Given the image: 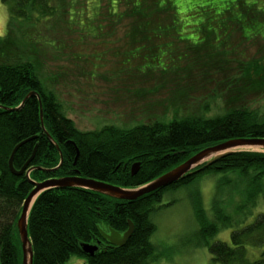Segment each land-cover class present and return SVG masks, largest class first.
Returning a JSON list of instances; mask_svg holds the SVG:
<instances>
[{
  "label": "trees",
  "instance_id": "trees-1",
  "mask_svg": "<svg viewBox=\"0 0 264 264\" xmlns=\"http://www.w3.org/2000/svg\"><path fill=\"white\" fill-rule=\"evenodd\" d=\"M1 1L9 5L10 18L6 34L0 39V264L22 263L16 221L23 201L33 188L30 180L40 182L74 174L125 188H137L176 167L204 147L233 139H264V109L248 110L245 107L228 106V111L213 117H184L178 115L182 106L180 102L176 103V116L171 120H150L128 129L113 124L94 130L78 129L74 121L64 115L53 93L43 88L33 64L30 61L19 62L18 57L11 53V46L21 42L12 33V25L18 23L16 19L24 23L30 21L32 25L46 20V16L54 13L50 0ZM152 1L151 4L156 7L155 14L147 8L144 0H139L138 4L134 0L125 1L131 3L134 11H141L143 15V20L139 21L141 24H132L131 31L125 37L127 40L122 56L128 57L130 62L133 58L127 56L128 51L138 42L148 44L146 49L140 51L146 53L142 58L147 62L149 55L153 54L155 43L161 40L168 48L163 55L167 66L157 74L162 82L170 78L168 80L174 84L181 83L182 80H177L180 76L184 80L193 78L194 81H207L210 87L221 81L233 86L235 81L250 76L248 71L251 68H255L257 75L260 74L264 64L262 51L259 56L250 59L245 55L233 59L235 68H228L238 69L239 77L224 73L228 62H231L230 57L232 54L234 56L240 45L233 44L236 29L239 28L240 37L246 43L255 36L264 39V34L260 35L258 31L254 34L249 31L252 36L245 35V26L264 22V10L257 9L255 3L225 0L229 9L223 10L218 16V23L221 20L225 22V25L219 27L212 16L216 15L215 8L222 1L210 2L206 7H209L211 16L205 19L213 22L218 32L204 31L207 37L204 49L193 50L196 47L191 45L175 46V41L181 42L176 37L177 19L179 22L182 20L177 7L165 4L166 0L164 4L161 3L163 0ZM233 4L235 7H231ZM234 8L240 11V17L230 13ZM108 12L110 16H115L112 7ZM20 28L15 30L22 34L23 29ZM217 36L219 47L212 44ZM26 41L30 43H23L29 46H41L34 39ZM220 50L225 55L224 64L209 62L200 57L206 55L213 59L219 55ZM198 51V55L190 54ZM139 53L135 54L136 57ZM144 62L137 65L141 66ZM155 73L156 70H146L143 75L138 74L148 76ZM195 84V87L191 84V92L181 89L176 92V97L178 94L179 100L191 99L194 91L205 87L204 84ZM32 91L39 93L40 100L32 95L19 107L25 96ZM207 92L210 93L209 97L222 100L231 98L222 90L215 92L208 87ZM206 93L201 95L207 96ZM171 106L174 108L175 105ZM206 106L209 105L202 104L201 108ZM25 140L28 141L15 151L13 166L19 170L30 158L35 146L36 151L24 173L16 176L9 170L8 159L13 148ZM76 148L79 154L73 164ZM59 152L62 154V162L51 171L59 164ZM134 163H139V169L131 174L130 168ZM29 169L31 171L27 176ZM205 177L215 181L209 208L203 206L198 193L190 191L189 195L198 224L195 239L198 245H208V264H264V252L258 258H252L248 249L250 246L264 245V151L254 150H237L210 163H203L172 184L133 200L116 199L82 188L43 191L35 199L28 216L32 264H65L72 256L84 259L85 264L154 263L161 252L151 241L157 228L153 216L165 206L164 196L192 186ZM225 189H234L238 193L230 211L221 198ZM128 220L133 223L134 229L123 246H112L101 238L100 228L107 229L110 226L123 232L128 227ZM227 228H231L229 243H208V239ZM84 243L98 244V250L93 256L84 254L81 248Z\"/></svg>",
  "mask_w": 264,
  "mask_h": 264
},
{
  "label": "rangeland",
  "instance_id": "rangeland-1",
  "mask_svg": "<svg viewBox=\"0 0 264 264\" xmlns=\"http://www.w3.org/2000/svg\"><path fill=\"white\" fill-rule=\"evenodd\" d=\"M125 1L128 0H50L54 13L51 16H46L48 17L46 20L35 22L32 25L30 21L24 23L16 19L18 23L12 25V33L21 42L11 46V53L18 57L19 62L30 61L33 64L43 88L53 93L61 105L64 115L71 118L78 129L94 130L110 124L128 129L138 123H146L150 120H171L176 116L174 115L175 108H177L176 103L179 102V105L182 106H180L178 115L184 117L190 115L213 117L228 111L226 108L228 106L230 108L245 107L248 110L264 109V64L260 68V74L257 75L254 72L255 68H251L248 71L250 76L247 75L241 80L235 81L233 86H228L221 81L210 87V84H206L207 81H194L193 78L184 80L180 76L177 80H182L181 83L174 84L168 80L170 78L162 82L157 74L167 66L163 55L167 53L168 48L161 40L155 43L153 54L149 55L147 62H144L142 58L146 53L140 52L148 46L144 42H138L128 51L127 56L133 58L131 62L128 57H123L122 51L127 40L126 34L131 31L132 24H141L139 21L143 20L141 11H134L131 3ZM134 1L136 4L139 3V0ZM164 1L161 3L164 4ZM218 1H165V4L176 6L179 17L182 18L180 22L178 19L176 22V37L181 41H175L176 47L191 45L196 47L193 50L204 49L207 42L204 31L218 32V28L214 27L213 22L205 19L208 15L211 16L209 7L206 6L210 2ZM220 1L223 3H218L215 8L216 15L212 16V19H216V24L219 27L225 25V22L221 20L218 23V16L223 10L229 9V4L225 3V0ZM152 2V0H144L147 8L155 14V6L151 4ZM245 2L255 3L257 9L264 10V0H245ZM116 3L118 4L116 5ZM111 7L115 12L114 17L110 16L108 12ZM231 7H235L234 4ZM230 13L240 17V11L236 8L230 10ZM9 18V5L0 0V39L6 34ZM202 21L203 24H201ZM103 27L104 31H102ZM17 28L23 29V33L15 30ZM245 28H247L246 36H252L251 33L254 34L257 31L260 35L264 34V22L251 23ZM240 34L239 28L233 33V44L240 45L234 52V56L232 54L230 57L231 62H228L227 71L224 72L236 78L239 77V70L228 68L229 66L235 68L234 58L240 59L242 55H245L244 57L250 59L259 56L261 51L264 52L263 38L255 36L246 43ZM238 37L239 41H237ZM33 39L41 46L36 44L29 46L23 43V41L30 43L26 40ZM218 40V36L214 38L212 44L215 47L220 46ZM32 42L31 44H33ZM221 51L213 59L207 58L206 55H204L206 57H200L206 58L209 62L215 61L216 64H224L225 55ZM29 52L30 54H28ZM137 53H139L138 57L135 55ZM198 53L199 51L190 54L198 55ZM155 59H157L156 63ZM142 62L144 63L141 66L137 65ZM130 63L131 66H129ZM146 70H156V73L141 76L140 74L143 75ZM169 71L171 70L169 69ZM150 75L154 78H151ZM193 82L196 83H194L195 85L204 84L205 87L200 91H194L193 98L179 100V95L177 94L176 97V92L181 89L191 92L190 88L195 87ZM208 87L215 92L222 90L232 99L222 100L219 97H209ZM201 93H206L207 96L201 95ZM170 103L175 105L174 108ZM202 104L209 106L202 109ZM166 105L168 107H165ZM239 149L261 150L258 147H239ZM214 185L213 178L205 177L192 186L180 188L176 192L164 196L163 204L165 206L153 216L157 228L151 237V241L161 252V256L152 264L209 263L208 245H198L195 239L198 224L193 215L189 193L190 191L198 193L203 206L208 209ZM237 194L234 189H225L221 196L229 211L237 200ZM230 230L231 228L221 229L208 239V243L214 241L229 243ZM248 249L252 258H258L264 252V245L250 246ZM65 264H85V261L80 257L72 256Z\"/></svg>",
  "mask_w": 264,
  "mask_h": 264
},
{
  "label": "water",
  "instance_id": "water-1",
  "mask_svg": "<svg viewBox=\"0 0 264 264\" xmlns=\"http://www.w3.org/2000/svg\"><path fill=\"white\" fill-rule=\"evenodd\" d=\"M36 95L37 98L40 100V95L38 92L32 91L29 92L23 101L21 102V107L28 97ZM40 116L42 120V112L40 110ZM50 138V136H49ZM30 140V139H28ZM25 140L23 142H20L17 144L8 159V167L12 174L16 176H20L24 173L27 166L29 165L30 161L32 160L33 156L35 155L36 146L34 147V150L30 156V158L25 162V164L17 170L13 166V157L15 154V151L17 148L23 144L24 142L28 141ZM72 144H74L73 141H71ZM239 147H258L261 150L264 151V139H233L228 140L225 142L217 143L211 146L204 147L194 153L192 156L187 158L185 161L178 164L176 167L170 169L169 171L164 172L160 176L152 179L151 181L147 182L146 184L139 186L137 188H124L121 186L113 185L107 182L98 181L94 179L84 178L80 175H67L59 178H49L43 181H34L30 180V182L33 185L32 190L29 192L25 200L23 201L22 208L20 211V214L18 216V219L16 221V227L21 243V251H22V263L21 264H32L33 261V249L30 237L28 235V216L30 209L35 201V199L38 197L40 193H42L45 190L57 188V189H65V188H82V189H88L94 192H98L104 195H107L112 198L116 199H122V200H133L136 199L142 195L148 194L150 192H153L159 188L166 187L173 182L180 179L184 174L191 171L193 168L200 166L203 163H210L213 160L228 154L230 152H234L237 150H240ZM79 150L76 148V155L74 158L73 164H75L77 158H78ZM62 162V156L60 153V161L57 167L51 169L55 170L57 169ZM32 169V168H31ZM31 169L27 170V176ZM39 170H46L40 167H37ZM139 169V163H134L131 165L130 171L131 174H135ZM134 226L133 223L128 220V227L125 231L119 232L117 230H114L110 226L107 227V229L100 228V235L103 240L108 242L112 246H123L129 237L131 236L133 232ZM82 251L84 254L88 256H93L94 253L98 250V244L97 243H84L81 245Z\"/></svg>",
  "mask_w": 264,
  "mask_h": 264
}]
</instances>
